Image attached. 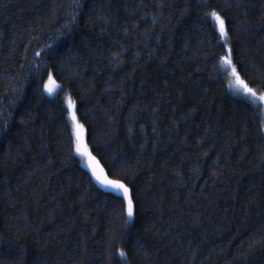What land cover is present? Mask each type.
I'll use <instances>...</instances> for the list:
<instances>
[{
  "label": "trees",
  "instance_id": "16d2710c",
  "mask_svg": "<svg viewBox=\"0 0 264 264\" xmlns=\"http://www.w3.org/2000/svg\"><path fill=\"white\" fill-rule=\"evenodd\" d=\"M261 8L0 0V264H264V113L221 67L229 47L264 93ZM66 95L107 176L126 173L128 223L75 151Z\"/></svg>",
  "mask_w": 264,
  "mask_h": 264
},
{
  "label": "snow or ice",
  "instance_id": "6c2138e0",
  "mask_svg": "<svg viewBox=\"0 0 264 264\" xmlns=\"http://www.w3.org/2000/svg\"><path fill=\"white\" fill-rule=\"evenodd\" d=\"M188 0H183V3L187 4ZM168 7H172V5H167ZM237 7H245L248 8L247 5H243L241 3H237ZM262 17H264V8L260 9ZM183 13L182 15H185ZM205 17H211L215 21V26L219 31V34L221 38L224 40V43L227 44V37H228V32L226 29V22L225 19L220 15L219 12H217L215 9L211 10L210 12H205L204 13ZM73 20H75V16L72 17ZM250 27H256V25H250ZM260 27H264V19H262L260 23ZM39 55V54H37ZM221 60L224 64L229 66L232 69V77L234 78V84L235 88L234 91L237 94H244L246 96L255 98L257 96V92L259 91V86L257 89H253L248 86L247 83L243 79H241L235 65L233 64L232 60V55H231V49L229 48L227 51V55L221 57ZM49 81L51 82V74H49ZM45 89L47 90L48 93L52 92V88L49 87V85H45ZM259 100L264 101V93H261L259 95ZM70 108L73 106L71 101L69 100V105ZM72 120L75 122L76 117L75 114H72ZM259 134L262 138H264V118L260 119L259 123ZM84 135H85V129L82 124L76 123L75 124V136H76V152L80 154L81 157H87L88 162H87V167L91 170L92 176L94 179L104 186L105 188H110L114 191H118L122 194L123 199L126 201V213H127V218L125 223H128L129 220L133 217V199L131 196V190L127 186V184L124 182V179H126V173L122 171H117L113 170V175L118 176L119 178L117 179H109L107 174H105V171L103 168L100 167L99 162L96 161L95 157L91 156V154L88 152L86 145H84ZM121 168L123 166H120ZM112 253H109V259L112 258ZM118 256L121 259H126L127 253L124 251V249H118Z\"/></svg>",
  "mask_w": 264,
  "mask_h": 264
},
{
  "label": "rangeland",
  "instance_id": "374dc122",
  "mask_svg": "<svg viewBox=\"0 0 264 264\" xmlns=\"http://www.w3.org/2000/svg\"><path fill=\"white\" fill-rule=\"evenodd\" d=\"M222 40H223V39H222ZM223 41H224V40H223ZM227 41H228V37H227ZM228 49H229V47H228ZM226 55H227V54H226ZM233 64H234V63H233ZM221 67H222V69L225 71V73H226V75H227L230 89H231L236 95H240L241 97H244V98H246V99H249L250 101H252V102H254V103L261 104L262 109H263V113H264V101L259 100V95H260L262 92H259V91H258V92H257V96H256L255 98H252V97L246 96V95H244V94H242V93H241V94H237V93L234 91L235 84H234V78H233L232 75H231V73H232V69H231L229 66H227L226 64H224V63L222 62V60H221ZM240 77H241V76H240ZM241 79H242V78H241ZM51 82H55V84H56L55 87L52 88L53 85H51L52 92H51V93H48L46 89H45V92H46L49 96H55V95H57L58 92H59V86L57 85V82L55 81V79L53 78V76H51ZM245 83H246V82H245ZM46 84H47V85L50 84L49 78H48ZM46 84H45V85H46ZM57 86H58V88H57ZM248 86H249V85H248ZM49 87H50V85H49ZM249 87H250V86H249ZM251 88H252V87H251ZM253 89H254V88H253ZM64 99H65V102H66L67 106L69 105V100L71 101V103H72V105H73L71 108L68 106V108H69V114H70V121H71V125H72L73 132H74V137H75V149H76L75 124H76V123L81 124V123H80V121H79L78 118H77V114H76V103H75V101H74L69 95H66V96L64 97ZM73 113L75 114V117H76V121H75V122L72 120V114H73ZM84 145H86L88 152L91 154V156H93L92 153H91V151H90V149H89V146H88V144H87V141H86V134L84 135ZM75 151H76V150H75ZM76 153H77V152H76ZM77 155L80 157L83 166H84L85 168H87V169L91 172V170L87 167L88 158H87V157H81L79 153H77ZM93 157H94V156H93ZM95 159H96V158H95ZM96 161H98V160L96 159ZM98 162H99V161H98ZM99 165H100V163H99ZM100 167L102 168L101 165H100ZM91 174H92V173H91ZM105 174H106V172H105ZM108 178H109V177H108ZM109 179H111V178H109ZM95 181H96V180H95ZM96 182H97V181H96ZM97 183H98V182H97ZM98 184H99V183H98ZM99 185H100L102 188L106 189V190L113 191V192L118 193V194H120V195L122 196V194H121L120 192H118V191H114V190H112V189H110V188H105V187L102 186L101 184H99ZM130 194H131V193H130ZM133 213H134V208H133Z\"/></svg>",
  "mask_w": 264,
  "mask_h": 264
}]
</instances>
